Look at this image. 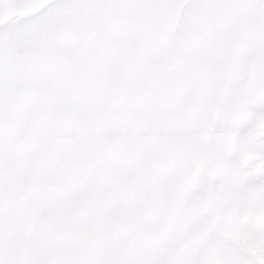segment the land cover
<instances>
[{
    "label": "snow or ice",
    "instance_id": "obj_1",
    "mask_svg": "<svg viewBox=\"0 0 264 264\" xmlns=\"http://www.w3.org/2000/svg\"><path fill=\"white\" fill-rule=\"evenodd\" d=\"M0 264H264V0H0Z\"/></svg>",
    "mask_w": 264,
    "mask_h": 264
}]
</instances>
